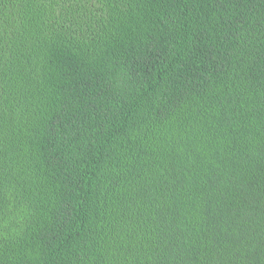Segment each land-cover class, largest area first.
<instances>
[{
	"label": "trees",
	"instance_id": "obj_1",
	"mask_svg": "<svg viewBox=\"0 0 264 264\" xmlns=\"http://www.w3.org/2000/svg\"><path fill=\"white\" fill-rule=\"evenodd\" d=\"M0 264H264V0H0Z\"/></svg>",
	"mask_w": 264,
	"mask_h": 264
}]
</instances>
